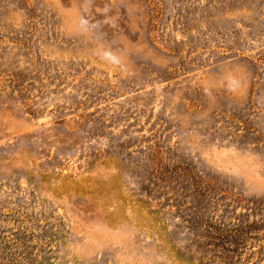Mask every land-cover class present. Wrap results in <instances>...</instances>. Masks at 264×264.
Returning <instances> with one entry per match:
<instances>
[{
	"label": "rangeland",
	"instance_id": "rangeland-1",
	"mask_svg": "<svg viewBox=\"0 0 264 264\" xmlns=\"http://www.w3.org/2000/svg\"><path fill=\"white\" fill-rule=\"evenodd\" d=\"M0 264H264V0H0Z\"/></svg>",
	"mask_w": 264,
	"mask_h": 264
}]
</instances>
